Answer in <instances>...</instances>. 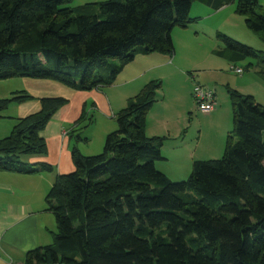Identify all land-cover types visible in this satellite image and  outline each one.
I'll list each match as a JSON object with an SVG mask.
<instances>
[{
  "label": "trees",
  "instance_id": "16d2710c",
  "mask_svg": "<svg viewBox=\"0 0 264 264\" xmlns=\"http://www.w3.org/2000/svg\"><path fill=\"white\" fill-rule=\"evenodd\" d=\"M197 1L109 0L74 8L73 0H0V81L111 87L138 55H173L172 32L194 23ZM209 1L218 8L233 0ZM236 13L264 43L259 0H238ZM217 39L224 46L218 55L229 53L233 63L252 59L247 70L264 78L263 51L222 33ZM161 86L150 82L116 114L118 130L103 153L73 150L75 172L57 177L46 197L57 220L54 242L28 252L23 264H264V106L229 88L234 126L223 157L195 162L188 179L175 183L156 167L162 139L146 133ZM31 99L24 93L0 99V118L11 104ZM67 103L43 98L39 112L14 119L10 136L0 140V169L50 171L25 160L47 154L40 132Z\"/></svg>",
  "mask_w": 264,
  "mask_h": 264
},
{
  "label": "crops",
  "instance_id": "0c3cea01",
  "mask_svg": "<svg viewBox=\"0 0 264 264\" xmlns=\"http://www.w3.org/2000/svg\"><path fill=\"white\" fill-rule=\"evenodd\" d=\"M217 1L223 2V0ZM259 2L264 9V0H259ZM237 3L238 0H233L230 4H222L215 8L209 0L194 2L190 11V18L194 20V23L187 28H175L172 32L175 47V53L172 56L159 53L138 55L122 70L116 83L111 87L80 91V93H89L88 96L101 97L102 101L106 102L105 108L109 103V113L100 107L99 102L94 103L92 110L103 114L102 117L114 123L116 114L126 109L128 101L138 95L147 84L152 81L164 82L169 77V80L173 79L176 85H179L181 74L184 88L187 89L183 98L179 100V95L170 93V97L166 99L164 94L159 97L160 92H158L157 101L149 111L146 120L147 136L162 139L163 159L156 162V167L171 180L175 177L179 178L181 174H191L195 162L217 160L223 157L227 135L233 131L234 126L233 109L228 94L230 87L238 88L241 94L252 96L255 100L259 97L264 98V78L256 70H246L251 73L243 78L240 86L232 87L229 79H226L223 68L227 66V71L240 77H243L246 71L238 66L244 70V73L236 74L230 69V64L237 66L238 63L230 60V54L226 52L224 56L218 55L219 51L224 50L223 44L217 39L219 33L234 37L233 39L236 38L231 33L232 28L227 25L231 19L237 17ZM209 22L215 24L210 25ZM240 23L235 26L236 31H232L234 34H245V27ZM261 49L264 52V48ZM217 59L220 61L217 62ZM192 72L195 73L192 75ZM41 81L47 82L40 84L43 85L42 89L53 91L58 89L55 86L56 82ZM195 84L215 90L218 101V108L215 111L204 114L196 109L193 99ZM245 87L246 89H243ZM66 89L69 91L67 93L72 96L71 99L57 95L43 98H64L68 100V104L74 101L75 110L79 109L83 113L81 107L84 101L79 106V96H73L79 91L69 87ZM109 93L117 101L113 103ZM87 103L84 102V104ZM18 105L27 107V110L24 111V116L17 117V119L25 118L41 110V104L33 102L32 99ZM67 105L62 109L71 106ZM179 107L181 110H188L189 113L179 115ZM4 121L10 122L3 126ZM51 121L40 132V136L47 144V154L27 158L26 161L28 166L34 168H38L41 164L50 166V171L20 174L0 169V264H23L28 252L52 245L54 235L58 231L55 216L47 211L46 197L57 177L75 172L73 150L75 148L79 150L82 143L87 146L90 141L89 138H82L78 143L73 144L72 141L66 142L67 137L71 134L76 138L79 135L82 137L84 128H88L93 123V118L92 122L85 127L77 126L78 121H76L71 130L65 128L66 124L60 122L53 124ZM14 122V118L2 114L0 140L7 138V131L12 130ZM52 125L54 126L50 129ZM108 126L110 127L103 130V134L100 135L103 143L109 134L116 131L115 125L108 124ZM99 150L97 147L96 150L90 148L89 153H84L82 150L79 152L89 157L98 154ZM168 165L172 168H168Z\"/></svg>",
  "mask_w": 264,
  "mask_h": 264
},
{
  "label": "rangeland",
  "instance_id": "374dc122",
  "mask_svg": "<svg viewBox=\"0 0 264 264\" xmlns=\"http://www.w3.org/2000/svg\"><path fill=\"white\" fill-rule=\"evenodd\" d=\"M105 1H109V0H73L72 7L77 8V7H82L84 5H87L89 3H100V2H105ZM236 16H237L236 19H231L229 24L227 25V27L232 28L231 33H233V35L237 38V39L235 38V40H237L238 42H240V43H242L248 47H251L255 50L262 51L261 48H264V45H263L264 43L262 44L259 41L257 34L251 32L247 28L246 22H245V17L239 16V15H236ZM239 22H241L240 24H242L243 27H245V34H234V32H232V31H236L234 28L236 25H239ZM208 24L211 25V24H215V23L209 22ZM219 61L220 60L217 59V62H219ZM249 63H252V59H248L247 62H238L237 67L238 66L242 67L246 71L247 69H249L248 68ZM223 69H224V72L226 74V79H229L232 87L240 86L239 84L243 80V78H245L249 73H251L249 71L248 72L246 71L244 76L240 77V76L235 75L234 73H232L229 70L227 71V66L224 67ZM194 73L195 72H192V75ZM45 83H47V82L37 80V79H33V78H16V79L8 80V81H0V99L10 98L15 93L28 94V95L33 97L32 101L35 103H40L39 99H41L43 97H47V96L50 97L53 95L62 96V97H66V98L69 97V99L72 98V96L67 93V92H69L67 90L68 88L66 89V87L55 83V86L58 88L57 90H54V91L52 89L45 90V89H42V87H41L43 85H40V84H45ZM161 83H162V86L159 90V92H160L159 97H161V94H164L166 99H168L171 95L170 93H172V95H179V100H181L183 98L184 93L187 91L186 87L184 88L183 77L181 74L179 77V85L178 84L176 85V83L174 82L173 79L169 80V77H167V79ZM231 89L239 92L237 90L238 88H231ZM243 89H246V87ZM76 94L77 93L75 92L73 94V96H79L78 97V98H80L79 106L82 104L83 101L88 102L87 103L88 106H87V104H84V102H83V105L81 107L82 111L83 110L87 111L88 115L84 119V122H81L80 126H82V127L88 126V124L90 123L88 119H90L91 117L93 118V123L90 124V126H88V128H84L85 130L83 131L84 133L82 135L83 139L89 138L90 141H89V143H87L88 144L87 146L84 143L80 144L79 150L84 151V153H89L90 148H92L93 150H96V148L98 147V150L99 149L100 150L98 151V154H95V155H99V154L103 153L104 147H105V143H103V141H101L100 135L103 134L105 129H107L111 126V125L108 126V124L115 125V130H118V124H117L116 118L113 121L114 123H111L112 121H108L107 119L102 117L103 114L97 113L96 111L92 110L94 103L99 102L100 107L103 108L106 113H109V110H108V104L109 103L107 102L108 104H107V107L105 108L106 102L104 103L102 101L103 99L101 97L95 98L93 96H88L89 93H87V94L80 93V91L77 95ZM85 96H88V97H85ZM106 97H107V95H106ZM109 97H110L111 101H113V103H114V101H117L114 97H112V95L110 93H109ZM107 99L109 101L108 97H107ZM256 101H257V103L264 106V98H260V97L256 98ZM74 104H75L74 101L73 102L70 101V104H68V105H71V106H69L65 109H61L60 112L57 114V116L52 119L53 124L60 122V123L66 124L65 128L67 130H71L72 126H74L75 122L80 119L81 113H82L79 109L75 110V107H73ZM115 106H116V104H115ZM26 110H27V107H20V105H18V104H11L9 106L8 110L6 112H4V115L6 117L8 116V117H12L14 119H17V117L24 116V111H26ZM187 113H189L188 110H181V108L179 107V115L180 114L185 115ZM89 115H90V117H89ZM111 120H113V119H111ZM8 122H10V121H4L3 126H5V124H7ZM69 123H70V125H67ZM53 126L54 125H52L50 127V129ZM11 132H12V130H8L6 137H9ZM47 136L49 137L50 135L47 133ZM227 137H228V135H227ZM71 141L73 144H76L79 142V139L76 138L73 134H71V136L69 135L67 137L66 142H71ZM105 142H106V140H105ZM0 158H1V156H0ZM27 160L28 159H26L25 161H27ZM179 164H180V161H179ZM167 167L172 168L171 165H168ZM179 170H180V167H179ZM189 176H190V173L186 174V175L181 174V175H179V178L175 177V178H173L172 181L175 183L176 182H182V181L187 180Z\"/></svg>",
  "mask_w": 264,
  "mask_h": 264
},
{
  "label": "built area",
  "instance_id": "2783aa9c",
  "mask_svg": "<svg viewBox=\"0 0 264 264\" xmlns=\"http://www.w3.org/2000/svg\"><path fill=\"white\" fill-rule=\"evenodd\" d=\"M230 69L238 75H242L244 70L235 64H230ZM193 99L196 109L204 114H209L218 108L216 92L213 88L195 84L193 89Z\"/></svg>",
  "mask_w": 264,
  "mask_h": 264
}]
</instances>
